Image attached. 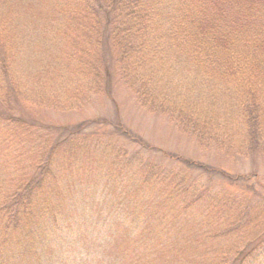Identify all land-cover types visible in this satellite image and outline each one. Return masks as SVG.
Instances as JSON below:
<instances>
[{"label": "trees", "instance_id": "trees-1", "mask_svg": "<svg viewBox=\"0 0 264 264\" xmlns=\"http://www.w3.org/2000/svg\"><path fill=\"white\" fill-rule=\"evenodd\" d=\"M46 1L45 7L42 0H20L16 12L11 0L0 4V15L20 16V22L0 16V143L8 148L0 178V264H100L89 249L111 220L142 244L110 264H264V200L232 199L188 181L182 165L104 140L102 121L34 123L22 112L80 108L104 90L115 67L143 108L169 116L200 146L230 156L264 153V0ZM218 172L228 183L245 182L249 196L259 191L243 175ZM98 185L105 195L93 209ZM142 186L149 197L155 189L159 194L152 200L154 232L140 229L150 222L151 203L129 210ZM73 189L83 198L73 199ZM228 204L235 213L230 224L206 230V215ZM255 218L260 229L238 235ZM174 231L198 253L191 263L178 261L177 246L158 244ZM236 235L233 243H219Z\"/></svg>", "mask_w": 264, "mask_h": 264}, {"label": "rangeland", "instance_id": "rangeland-1", "mask_svg": "<svg viewBox=\"0 0 264 264\" xmlns=\"http://www.w3.org/2000/svg\"><path fill=\"white\" fill-rule=\"evenodd\" d=\"M19 1L20 0H11L10 10L16 12V6L19 4ZM1 2L2 0H0V4ZM42 4H45L46 7L47 1L42 0ZM0 16H9L10 20L20 22V16L12 12ZM105 54L107 58L110 59L111 57V62L113 64L116 52L111 48H107ZM114 68L111 67L109 70L110 75L104 90L90 95L84 101L85 103L82 107L71 111L44 108L31 109L24 107L22 112H24L26 120H31L34 123L57 125H71L86 120L102 121V126L98 127L99 134L103 136L102 138L104 140H106V138L113 140L115 143H119V145L129 150L141 152L147 158L151 156L155 158L156 162L160 163V160L164 161L162 164L166 166H173L180 169L182 165L184 168L183 171H185V177L187 176L188 181L194 180L202 184H208L217 190H221L225 196H230L228 198H244V200L252 203L264 200V153L253 154L247 157L230 156L217 148L200 146L190 134L180 129L169 116L143 108ZM122 131H124V133ZM0 138H2L1 134ZM7 149V146H3L0 143V178L4 176L3 173L6 168L4 163L7 160V156H5L7 154ZM160 154L164 157L160 156ZM168 156L173 157V159L179 158L180 160L187 159L193 161L197 165L205 166L210 171H206L197 166L195 169H190L189 166H184L180 160H177L178 163H173L175 161L168 158ZM1 168L3 170H1ZM218 171L226 172L232 176L243 175L248 182L254 185L259 191H256L253 196L250 193L251 195L249 196L248 193L243 192L245 182H240L241 179H239L233 181V183H228L222 178V173ZM95 188L96 189L93 191L94 194H92L90 198L91 202H94L91 205L93 209L96 208L95 202L98 200L97 197L105 195V191L102 190L101 185ZM130 189L131 188L127 190ZM215 189L211 188L212 191H216ZM127 190L123 191V195L126 194ZM72 192L73 193L70 191L73 199L83 198V195L76 193V190L73 189ZM148 194L149 187L142 186L139 192L132 194L134 200L131 202L133 205L129 206V210H131L134 207L136 209L139 208L143 200H146L144 205L151 203V211L153 213L148 216L151 223L145 224L144 222L141 225L140 229L142 233L143 230L154 232L159 229L154 216L156 207L152 203V200L155 199L158 192L155 189V192L154 190L153 192L150 191V197ZM158 198L160 197L158 196ZM148 199L149 201H147ZM193 207L194 206L191 205L187 212L191 211ZM232 208L233 206L229 204L224 205V207H222V212L219 214L213 216L211 214L206 215V230L217 229L219 227L223 228L230 224V219L235 215ZM143 209L144 207L140 210ZM157 211L158 213L164 211L163 206H158ZM119 213L120 217L123 218L125 216L123 209L119 210ZM254 213L255 210L253 214ZM93 222L94 220L91 221V225H94ZM190 222L192 223V221ZM260 224L261 219L255 218L250 224L251 227L244 228L242 233L238 235H243V238L246 236L250 237L253 232L260 229ZM189 225L190 224H183L182 229H188ZM126 229V226L117 224L112 220L109 224L107 223L105 232L102 236L103 239H95L92 242V247L89 249L91 254L93 253L94 255L95 263L110 264L113 256V258L125 259L124 255L128 253V250L132 249L135 243V245L142 244V240L128 238L125 235ZM95 235L97 234L95 233ZM111 235L114 237L111 238ZM238 235L232 238L230 236H222L221 239H219V243L226 246L239 239ZM158 241L157 238L152 243L155 244ZM184 242H188V239H183L174 231V237L170 239L169 236L166 235L160 239L158 244L165 245L168 248L169 246H177L181 250L177 255L178 261L191 263L192 259L198 257V253L194 252L189 245L183 244ZM197 242L198 241H193L192 244H197ZM167 247L158 250V261L164 260L165 251L168 249ZM97 257L100 261L96 259ZM170 258H172V255L168 254L167 259Z\"/></svg>", "mask_w": 264, "mask_h": 264}]
</instances>
